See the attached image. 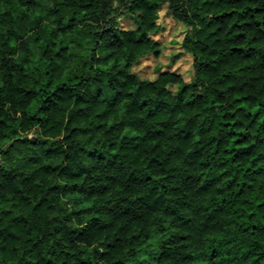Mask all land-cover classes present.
Wrapping results in <instances>:
<instances>
[{
    "label": "trees",
    "instance_id": "trees-1",
    "mask_svg": "<svg viewBox=\"0 0 264 264\" xmlns=\"http://www.w3.org/2000/svg\"><path fill=\"white\" fill-rule=\"evenodd\" d=\"M0 264H264V0H0Z\"/></svg>",
    "mask_w": 264,
    "mask_h": 264
},
{
    "label": "rangeland",
    "instance_id": "rangeland-1",
    "mask_svg": "<svg viewBox=\"0 0 264 264\" xmlns=\"http://www.w3.org/2000/svg\"><path fill=\"white\" fill-rule=\"evenodd\" d=\"M162 30L155 35L154 39L161 42V55L153 59L148 57L143 59L139 65L134 67L133 71L141 78L153 79L156 77V70L174 71L181 74L184 81H189L192 75L191 72V57L182 53L176 60H172L173 55L181 53L179 42L185 31V27L176 23L164 15L162 11L158 20ZM127 26V22L122 23Z\"/></svg>",
    "mask_w": 264,
    "mask_h": 264
}]
</instances>
